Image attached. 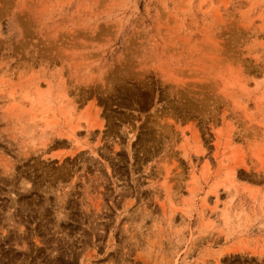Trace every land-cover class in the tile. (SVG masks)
I'll use <instances>...</instances> for the list:
<instances>
[{"label": "rangeland", "instance_id": "obj_1", "mask_svg": "<svg viewBox=\"0 0 264 264\" xmlns=\"http://www.w3.org/2000/svg\"><path fill=\"white\" fill-rule=\"evenodd\" d=\"M0 264H264V0H0Z\"/></svg>", "mask_w": 264, "mask_h": 264}, {"label": "bare ground", "instance_id": "obj_2", "mask_svg": "<svg viewBox=\"0 0 264 264\" xmlns=\"http://www.w3.org/2000/svg\"><path fill=\"white\" fill-rule=\"evenodd\" d=\"M30 108H31V107H30ZM29 112H30V111H29ZM42 118H43V117H42ZM28 120H29V119H28ZM40 121H42V119H40ZM44 121H45V120H44ZM44 121H43V122H44ZM34 126H35V125H34ZM37 127H38V126H37Z\"/></svg>", "mask_w": 264, "mask_h": 264}]
</instances>
